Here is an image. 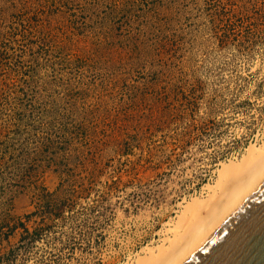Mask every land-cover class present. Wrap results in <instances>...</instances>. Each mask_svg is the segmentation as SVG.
I'll list each match as a JSON object with an SVG mask.
<instances>
[{
    "label": "rangeland",
    "instance_id": "rangeland-1",
    "mask_svg": "<svg viewBox=\"0 0 264 264\" xmlns=\"http://www.w3.org/2000/svg\"><path fill=\"white\" fill-rule=\"evenodd\" d=\"M263 143L264 0H0V264H129Z\"/></svg>",
    "mask_w": 264,
    "mask_h": 264
},
{
    "label": "bare ground",
    "instance_id": "bare-ground-1",
    "mask_svg": "<svg viewBox=\"0 0 264 264\" xmlns=\"http://www.w3.org/2000/svg\"><path fill=\"white\" fill-rule=\"evenodd\" d=\"M205 197L182 203L178 216L129 264H186L247 202L264 180V143L251 145L234 162L222 163Z\"/></svg>",
    "mask_w": 264,
    "mask_h": 264
},
{
    "label": "water",
    "instance_id": "water-1",
    "mask_svg": "<svg viewBox=\"0 0 264 264\" xmlns=\"http://www.w3.org/2000/svg\"><path fill=\"white\" fill-rule=\"evenodd\" d=\"M186 264H264V180Z\"/></svg>",
    "mask_w": 264,
    "mask_h": 264
},
{
    "label": "trees",
    "instance_id": "trees-1",
    "mask_svg": "<svg viewBox=\"0 0 264 264\" xmlns=\"http://www.w3.org/2000/svg\"><path fill=\"white\" fill-rule=\"evenodd\" d=\"M26 230V229H25ZM27 232V231H26Z\"/></svg>",
    "mask_w": 264,
    "mask_h": 264
}]
</instances>
